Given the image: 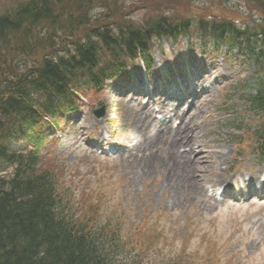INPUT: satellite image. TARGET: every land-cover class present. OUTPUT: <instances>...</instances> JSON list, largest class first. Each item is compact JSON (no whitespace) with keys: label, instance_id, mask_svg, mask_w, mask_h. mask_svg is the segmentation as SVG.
I'll return each mask as SVG.
<instances>
[{"label":"rangeland","instance_id":"374dc122","mask_svg":"<svg viewBox=\"0 0 264 264\" xmlns=\"http://www.w3.org/2000/svg\"><path fill=\"white\" fill-rule=\"evenodd\" d=\"M14 1L0 0V10ZM124 1V12L134 22L141 21L152 4ZM154 1L170 17L217 15L248 27L259 12L246 0ZM186 44L183 38L176 44L167 37L152 41L147 68L134 61L127 66L126 81L129 87L141 86L174 72L175 78H169L185 92L180 97L193 101L182 124L192 131L195 126L193 134H184V141L193 140L186 171L195 185L175 187L181 183L170 173L176 162L163 168L174 180L172 190L153 172L162 167L161 162L152 166L162 154L161 145L128 151L126 135L140 126L129 110L139 114L148 107L142 108L143 96L120 93L118 86L114 90L108 85L97 94L83 91L84 85L73 95L80 107L65 119L68 125L51 131L58 142L49 147V157L59 156L56 174L77 211L94 213L95 224L106 221L112 231L121 232L117 258L122 262L141 258L144 264H264V159L253 153L250 133L260 117L246 112L241 100L254 88L256 60L248 57L244 44L229 53L224 45L217 51L213 45L201 49L196 39L192 50ZM183 64L184 70L176 71ZM101 107L104 113L96 118L93 111ZM171 109L156 116L169 127L180 116ZM103 141L117 146L119 155L103 157L88 146Z\"/></svg>","mask_w":264,"mask_h":264},{"label":"trees","instance_id":"16d2710c","mask_svg":"<svg viewBox=\"0 0 264 264\" xmlns=\"http://www.w3.org/2000/svg\"><path fill=\"white\" fill-rule=\"evenodd\" d=\"M148 1L139 22L124 0H15L0 10V264H144L117 258L121 232L78 212L40 151L48 127L75 109L79 89L101 92L129 63L148 64L152 41L162 37L228 52L245 45L257 76L241 100L260 117L249 131L264 159V0H246L259 11L251 27L217 15L170 17Z\"/></svg>","mask_w":264,"mask_h":264},{"label":"bare ground","instance_id":"6f19581e","mask_svg":"<svg viewBox=\"0 0 264 264\" xmlns=\"http://www.w3.org/2000/svg\"><path fill=\"white\" fill-rule=\"evenodd\" d=\"M154 102L156 103L157 101ZM129 113L130 118L135 119L136 123H140V126L137 130H135L136 128L133 127V130L128 132L126 135L131 144L129 151L135 150L136 152H139V150L142 148V145L143 147L145 146L144 151L151 149L152 147L156 148L161 145L163 147V149H160L162 154L159 156V158L153 159L152 166L154 168L155 163L161 162L162 167L158 171L153 170V172L156 175L160 174L164 182H166V186L171 190L174 187V180L171 178L170 173H172L176 179H181V183H177L175 186L177 188L179 186L182 187L186 183L188 186L189 184L195 185V182H189L191 180V176L186 171L188 168L187 162L190 163L191 153L194 152V149L192 148L193 140L189 138L187 141H184L186 140V135L184 134H193L195 126L193 127L192 131L188 125L182 124L185 117L184 115L180 117V121L176 127H169L168 122L165 123L166 121H157V119L153 118V114L149 112L139 111L138 114L136 111L129 110ZM179 148H182V152L178 151ZM175 162L176 164L171 167L170 173L165 171L166 169L163 170L164 167L167 168L166 165H169L170 163L172 165ZM221 183L224 184L226 182L223 181Z\"/></svg>","mask_w":264,"mask_h":264}]
</instances>
